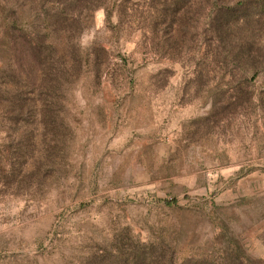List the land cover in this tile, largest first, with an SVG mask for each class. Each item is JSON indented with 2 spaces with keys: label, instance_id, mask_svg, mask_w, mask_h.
<instances>
[{
  "label": "rangeland",
  "instance_id": "1",
  "mask_svg": "<svg viewBox=\"0 0 264 264\" xmlns=\"http://www.w3.org/2000/svg\"><path fill=\"white\" fill-rule=\"evenodd\" d=\"M60 1L84 30L45 36L50 91L0 21V264L264 261V0ZM3 3L27 34L44 15Z\"/></svg>",
  "mask_w": 264,
  "mask_h": 264
},
{
  "label": "trees",
  "instance_id": "2",
  "mask_svg": "<svg viewBox=\"0 0 264 264\" xmlns=\"http://www.w3.org/2000/svg\"><path fill=\"white\" fill-rule=\"evenodd\" d=\"M37 5L40 8L38 9L35 6L32 10L37 12L41 10L44 15L42 17L41 15L34 16L33 22L30 24V29L32 28L33 31L27 34L23 29L25 25H20L16 15L12 12L9 13L8 5L5 3L0 4L1 37L9 39V42L14 46L24 48L42 74L41 83L44 88H41L45 91L46 87L47 91H50L48 85L55 83L56 79L62 74V70L59 69L58 64L56 65L57 62L54 60V56L51 54L45 56L48 53L45 52V36L50 37L53 35L58 41L60 33L74 35L76 33L73 31L78 32L84 29L76 14L70 15L57 12L60 10L58 7L63 5L60 0H40ZM100 6L101 2L97 0L96 8ZM45 15L47 16L45 17ZM54 43L51 39V42L47 44L53 46ZM72 54L74 53L72 52ZM239 56L240 54H237V57ZM256 69H258L257 66L250 65L242 70L244 73L255 71V74L258 75L259 71ZM65 73H68V71ZM37 102L41 103V109L45 115V102L47 100L41 99ZM45 123H48L47 115H45ZM86 264H264V261L252 260L241 254L240 251L232 250L231 252H223V256L220 258L199 257L187 259L180 263L175 255L167 258L165 250L162 247L155 246L152 242L133 241L123 251H117L115 254L101 253L93 258L91 262H86Z\"/></svg>",
  "mask_w": 264,
  "mask_h": 264
}]
</instances>
